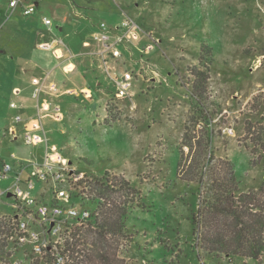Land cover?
<instances>
[{"label":"rangeland","instance_id":"374dc122","mask_svg":"<svg viewBox=\"0 0 264 264\" xmlns=\"http://www.w3.org/2000/svg\"><path fill=\"white\" fill-rule=\"evenodd\" d=\"M9 1L0 0V123L16 115L17 110L9 107L12 100L21 105L23 120L36 118L35 98L29 115L25 113L29 102L12 95L17 74L14 52L21 37L49 41L61 33L74 43L78 37L91 40L95 24L105 22L110 27L126 15L140 27L127 53L113 62L119 68L116 75L132 74L126 94L106 77L100 92L89 85L94 99L84 103L78 97H71V105L61 97L54 102L44 92L38 98L44 112L57 102L63 111L59 123L49 121L50 116L43 118L47 128L57 126L48 133L50 165L68 164L87 176L70 183L75 192L87 188L89 199L73 196L70 203L78 211L93 212L96 203L91 200L100 195L125 213V233L114 237L123 264H259L255 259L207 254L195 247L191 217L198 188L177 177V165L185 123L191 130L206 129L202 122L196 121V127L194 120L186 122L192 116L190 70L197 68L209 76L207 93L201 98L215 103L210 109L215 158L231 161L239 190L260 187L264 179V0H22L14 10ZM29 6L35 11L24 15ZM47 18L51 24L45 23ZM145 43L153 44L149 53L142 51ZM45 89L50 91L48 84ZM108 96L117 98L116 106L109 103L112 120L103 115ZM23 133L19 129L17 139L0 136L4 158L13 163V153L43 160L45 144H28ZM183 150L186 154L189 149ZM105 172L123 176L128 187L94 184V180L102 182ZM13 181L11 174L0 178V192ZM44 188L49 186L36 182L31 192L38 195ZM1 199L12 202L6 195ZM0 212L12 209L2 203Z\"/></svg>","mask_w":264,"mask_h":264},{"label":"trees","instance_id":"16d2710c","mask_svg":"<svg viewBox=\"0 0 264 264\" xmlns=\"http://www.w3.org/2000/svg\"><path fill=\"white\" fill-rule=\"evenodd\" d=\"M190 73L194 78L189 98L192 116L186 122L194 120V127L202 122L206 129L191 130L185 123L179 142L177 177L195 183L198 188L196 211L191 217L194 245L207 254L251 258L262 264L264 179L258 189L241 191L231 161L215 158L210 118V109L215 103L201 98L207 93L208 72L193 68ZM183 147H188V153L184 154ZM111 177L105 172L104 183L102 180L96 184L108 185L110 189L115 185L119 189L128 187L123 176ZM91 202L96 203V214L87 226H81V235L80 229L73 234V240L67 245L71 257L68 264H123L114 237L125 233V213L100 195Z\"/></svg>","mask_w":264,"mask_h":264},{"label":"built area","instance_id":"2783aa9c","mask_svg":"<svg viewBox=\"0 0 264 264\" xmlns=\"http://www.w3.org/2000/svg\"><path fill=\"white\" fill-rule=\"evenodd\" d=\"M21 2L22 0H10L9 7L13 9ZM34 11L33 6L23 9L24 15L32 14ZM45 22L50 21L45 19ZM98 26L101 32L94 37V40L102 46V50L97 53L103 64H106L110 57L112 59L120 57V45L131 42L136 37L133 33L140 31L135 20L127 15L123 16L115 26L108 27L105 22H100ZM152 49V43L142 46L144 53H149ZM108 76L121 94L127 93L132 80V74L129 71L118 77ZM46 80V77L31 79L34 85L32 95L37 100L36 118L25 124L26 131L23 135L27 143L45 144L44 159L41 161L21 159L12 153L10 155L14 160L12 163L0 155V178L10 177V174L14 178L12 186L0 192V204L4 203L12 209V212H0V253L5 252L2 256L0 255V264H40L42 261L43 264H68L71 257L67 245L73 240V234L81 226H87L96 214V208L93 212L87 209L78 211L75 204L70 203L73 196L89 199L87 188H80L75 192V187H72L70 183V180L77 183L87 176L81 172H75L76 170L68 164L52 166L48 161V137L43 118L50 116L52 119L59 120L62 118V112L58 104L53 105L48 112H44L40 107L38 95L41 91L46 92L44 90ZM51 87L49 88L55 89L54 86ZM10 105L17 107L14 102ZM14 120L17 122L23 120L22 115L16 114ZM5 135L14 137L15 130L0 126V136ZM57 154L55 152V155ZM25 172H27L26 176H24ZM36 182L48 185L47 189H50V192L44 188L38 195L32 194L31 190L35 188ZM94 182L96 184L98 180ZM21 184H24L26 188L23 189ZM2 195L10 197L12 202H3ZM46 197L50 201H45ZM17 255L21 258L16 259Z\"/></svg>","mask_w":264,"mask_h":264},{"label":"crops","instance_id":"0c3cea01","mask_svg":"<svg viewBox=\"0 0 264 264\" xmlns=\"http://www.w3.org/2000/svg\"><path fill=\"white\" fill-rule=\"evenodd\" d=\"M15 8H13L12 10H14ZM47 24H51V22ZM98 25L99 24H95V26L92 27L91 32L93 33L94 37L101 32ZM59 27L60 31L64 29L63 25H60ZM50 30L52 29L50 28ZM137 33L138 32H134L133 34L136 35ZM94 37L91 40L85 37H78L76 39V43L69 40L65 35H61V33L50 38L49 41L43 39L40 36H37V38L21 37L19 39L18 48L14 52L16 58L14 72L17 71V74L14 75L15 84L12 87V95L21 96L26 102H29V104L27 105L29 107V110L25 113L29 115L33 114V111L31 109L34 104V101L32 99L34 98L32 95L34 89V85L31 83L32 78L44 79L46 77L47 80L45 82L44 87H46V85L48 84L50 88H52L51 86H54L55 89H50V91H48L44 88L46 92L41 91L40 93H49L51 97H54V102H56L55 99L61 97L63 103L71 105L74 102L71 100V97L80 98V102L82 103H84L86 100L94 99V92L89 86L90 84L95 86L96 92H100L102 91L101 82L105 81L106 77L109 79V83L112 82L108 75L118 77L121 76L124 72H126L124 71L121 75L115 74V70L119 71V68L113 64V62L117 58H108L109 60H107L106 64H103L101 62V57L97 52L102 50V46L94 40ZM120 48L122 54L118 58L123 57L122 55L124 53H127V51L129 50V45L128 43H126V45L122 44L120 45ZM39 51L43 52V56L37 55ZM95 100H100V98H97ZM12 102L17 104L15 101L12 100L9 103V107L16 109V114H20L19 109L21 105L17 104V107H11L10 104ZM116 102L117 98H109V96L107 98H104L103 115L107 116L105 120H110L108 113L109 103L113 106H116ZM57 104L61 108L63 118L62 107L58 102ZM26 117L25 120H21L19 122L15 121L14 117H5L2 119L3 122L0 123V126L5 129L8 127L13 128L15 130V135L14 137H10L11 139H17L18 130H23V132L25 133V124L33 119V117L31 116H29L28 118ZM49 119V121H52L53 123H59L58 121L61 120H55L50 117ZM55 126L56 125L54 124L53 128L51 126L47 128L44 121V128L47 133L48 144V133L53 132L57 127ZM60 131L64 132V128H62ZM33 133L38 134L39 132ZM38 144L43 143L38 142L37 145ZM0 155L4 158V156L2 155V151L0 152ZM71 168L78 171L74 166H72Z\"/></svg>","mask_w":264,"mask_h":264}]
</instances>
